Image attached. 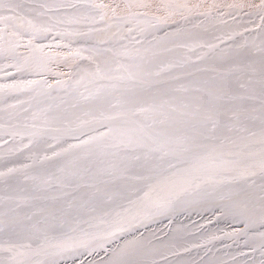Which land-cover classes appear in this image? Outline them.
Segmentation results:
<instances>
[{"label": "snow or ice", "instance_id": "6c2138e0", "mask_svg": "<svg viewBox=\"0 0 264 264\" xmlns=\"http://www.w3.org/2000/svg\"><path fill=\"white\" fill-rule=\"evenodd\" d=\"M201 7L188 0H0V57L21 77H38L5 72L13 80L0 85V99L50 97L49 76L94 86L87 94L77 89L65 108L24 117L30 135L77 143L39 157L55 162V171H24L33 183L0 197V264H61L81 250L104 252L92 264H226L180 258L190 249L179 235L156 245L159 237L141 233L106 246L194 203L242 225L223 235L244 239L264 264V31L259 45L193 60L180 50L216 47L197 41L198 25L186 27ZM248 7L264 29V0ZM81 42L90 46L74 47ZM54 83L59 89L67 81ZM30 167L0 171V183L10 189L15 174Z\"/></svg>", "mask_w": 264, "mask_h": 264}, {"label": "bare ground", "instance_id": "6f19581e", "mask_svg": "<svg viewBox=\"0 0 264 264\" xmlns=\"http://www.w3.org/2000/svg\"><path fill=\"white\" fill-rule=\"evenodd\" d=\"M219 1V0H218ZM230 0H220L222 4L229 5ZM28 3H55L60 2V0H26ZM73 2H83V0H73ZM105 3H108L109 0H104ZM204 4V1L202 2ZM210 3V2H209ZM190 23L186 24V27L192 28V25H198L197 28L193 29L195 33H197V41L205 43V44H213L216 45L214 49H209L207 47L197 48L195 52L188 53L187 49L180 50L192 57L193 60L196 59L197 55H201L207 53L209 56H227L231 55L237 51H240V45H244L247 42L249 47L253 45H259L262 31L264 29L261 28V21L259 15L257 13L249 14L242 9H237L233 7H226L225 9L218 12L213 17L204 18L199 13L191 16L189 18ZM2 27V25H0ZM162 35V33H160ZM7 39V38H6ZM26 39V38H25ZM148 39H151V36H148ZM43 43L48 44L49 41L45 40ZM123 43H128L127 40L123 41ZM89 47L88 43H78L74 44V47ZM139 47V45H137ZM254 50V49H253ZM85 56L88 55L87 52L84 53ZM9 63L8 60H5L3 57H0V85L10 84L12 83L13 77L6 76L5 72L14 73L16 79H38V77H33L27 74H24L21 77V74L15 73V69L7 67L6 65ZM81 63L86 64L87 61H82ZM58 71L67 72L66 68H60ZM61 79L66 80L67 84L59 89L55 86V80ZM78 77H73L71 80L68 79L67 76H49L48 80L50 84H53V90L51 92V96H38L36 99H29L26 95H18L13 98H5L0 99V171H6L7 168L16 167L20 168L22 165H31L29 169L22 170L15 174L16 179L11 181L12 187L10 189L5 188L3 183H0V197L5 195H18L19 189L21 187L29 186L33 183V181L28 180L25 181L23 178V172L26 171L29 175H40L42 177H46V174L49 171H55L56 163L52 161H44L41 163L39 161V157L47 154L51 155L53 150H59L60 147H67L68 143H77V141L73 139L63 138L60 140L54 139L52 135L46 136H33L30 135L32 132L31 128H25V123H31V121H26L24 117L26 115L30 116L32 112L39 111L40 109L47 108L49 105L60 106V108H65L73 101L75 96V92L78 89L80 92L94 90V86L87 84H77L75 81ZM87 89V91H86ZM34 95V94H33ZM18 100L28 101L27 103L20 105L17 103ZM62 101H66L67 103H62ZM7 104H17L15 109L7 108ZM28 108V113H24L23 109ZM11 114V118H10ZM40 121H37L39 123ZM66 141V142H65ZM51 146V147H50ZM36 157L34 162L30 157ZM195 204L178 206L173 212L156 216L150 220L145 221L137 230L133 232L124 234L121 238L109 241L106 245L109 250L114 248L117 243L122 242L123 238L131 239L133 236H140L141 229H148L152 224L158 219L161 221L160 228L162 231L166 232V236L159 238V240H153V243L156 245H160L161 242L167 243L170 238L180 236V224L187 223V230H199L195 232H191L185 238L184 241L187 242L189 246L188 252L179 253L180 258L191 260H198L201 257L204 259H220L226 262V264H231L233 258L240 262V264H248L249 261L255 260L258 264L259 259L252 255L250 258H244L246 251L243 253V250L235 249L234 247L238 245V241L244 243V239L235 238L233 242L228 243H219L218 241H209L208 244L204 243L199 245V247H191V245L201 243L200 237L210 232L208 230L209 224L203 225V228H200L199 223L204 222V218L199 219L197 221L189 222V219L186 221H181L180 218L183 214L189 215L193 209H195ZM4 209V204L0 203V210ZM212 219L217 217L216 214H211L209 216ZM234 223V222H233ZM236 225V224H235ZM237 226V225H236ZM242 225L238 227H233L230 231L232 232L236 228H240ZM200 228V229H199ZM206 228V229H205ZM210 228V227H209ZM182 229H185L182 226ZM186 230V229H185ZM207 232L205 233V231ZM158 234L159 231H155L153 234H150L149 231H145L142 234L145 237H152L155 234ZM232 248V249H230ZM230 249V250H229ZM181 249L180 251H182ZM82 255L72 256L76 261V264H92L93 257L95 260H99L101 257H104V252L102 250L99 251V255L92 253L91 255L81 250ZM254 252V251H252ZM255 252H260L258 249ZM99 256L100 258H96ZM198 257V258H197ZM106 258V257H105ZM170 259H176V257H169ZM62 259H65L62 258ZM67 264V263H66Z\"/></svg>", "mask_w": 264, "mask_h": 264}, {"label": "rangeland", "instance_id": "374dc122", "mask_svg": "<svg viewBox=\"0 0 264 264\" xmlns=\"http://www.w3.org/2000/svg\"><path fill=\"white\" fill-rule=\"evenodd\" d=\"M203 1H204V4L202 3ZM177 2H182V0H177ZM188 2L193 3V4L202 5V7L199 10V14L204 18H208V17H213V15H216L221 10L225 9L226 7H229V5H243V7H233V8L242 9L246 12H249V14H254V13H256V11L252 8H249L248 5L249 4H259L260 0H230L228 6H226L227 4H222L220 2V0L219 1L218 0H188ZM211 5H216V7L210 8L209 6H211ZM194 207H195V209H193L192 211H194V210H196V211L192 212L189 215L183 214L182 217L180 218V220L183 222V221H186L187 219H189V222H191V221L199 222V219L205 217V219L203 220L204 222L199 223V224H201L200 228H203L204 227L203 225H205V224H209V227H210V228L208 227V229H210L208 231H210V232H207V230H206L205 233L206 232L207 233L205 235L203 233V236L200 237L201 243H198L199 242V240H198V242L195 243V245H202L203 243H204V245L208 244L209 243V237L213 234L220 236L221 239L211 240V241H218L219 243H228L230 241L233 242L235 240V238L226 237L223 234L225 232H229L233 227L240 226V224L233 223L231 220H227V219H224L222 217H219L218 213L216 212V210L211 205L204 204V203H197V204H195ZM212 213L217 215V217L215 219H212L209 217ZM160 223H161V221H159L157 219L152 224L151 227H148L147 230L142 228L140 233H143L145 231H147V232L149 231L150 234H153L155 231H159V233L158 234L156 233L154 236L159 237V238L165 237L167 231L161 232L162 229L160 228ZM187 223H181L180 224L179 234L182 232L180 234V236H182L183 238H185L191 232L199 231L196 229H193L192 231L190 229L187 230L188 228H186V225H185ZM182 226L186 230L182 229ZM238 243L239 244L234 247L235 249L243 250V253L245 251H246V253H249V254H246L245 256H242V257L247 259V258H250L252 255H255V257L260 260V252H252V249L245 246V243H242L241 241H238ZM230 249H232V248H230ZM181 252H184V251L182 250L179 253H181ZM96 258H100V257L97 256ZM72 259H75V258L72 256L65 257V259H61V264H66V263L72 264Z\"/></svg>", "mask_w": 264, "mask_h": 264}]
</instances>
